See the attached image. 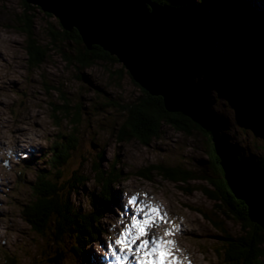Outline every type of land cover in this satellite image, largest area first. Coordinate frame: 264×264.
I'll return each instance as SVG.
<instances>
[{
	"label": "rangeland",
	"instance_id": "374dc122",
	"mask_svg": "<svg viewBox=\"0 0 264 264\" xmlns=\"http://www.w3.org/2000/svg\"><path fill=\"white\" fill-rule=\"evenodd\" d=\"M243 1L253 12L264 14V0ZM229 5L238 15L237 21L222 18L211 7L202 6L204 19L198 18L197 38L205 55L264 97V76L255 62L240 56L233 29L249 27L247 10L235 0H229ZM34 8L35 41L47 56L37 68L27 65L25 38L17 30L23 12L21 0H0V153H13L12 157L0 154V264H131L123 258L115 241L131 225L133 215L137 221L147 219L156 224L146 230L149 234L168 232L173 242H179L180 249L193 254L194 261L190 255H183L177 261L180 264H222L221 250L226 240L245 231L223 212L219 201L203 194L209 190L206 178L211 176L206 162V135L193 129L183 134L163 124L148 146L135 139L118 143L114 134L124 120L118 105L137 99L140 88L125 70L118 72L122 67L118 62H95L86 69L68 63L62 51L70 56L75 47L61 44L58 49L57 43L53 45L47 30L55 32L57 20ZM205 63L199 57L192 66L197 64L198 79L191 75L192 69L189 71V87L196 104L212 122L214 133L235 146L238 157L254 161L263 158L264 145L248 127L240 103L214 83ZM59 91L65 92L71 104H80L84 112L79 126L80 148L62 167L61 180L75 170L88 180L71 194V205L83 213L89 212V194L98 191L92 182L89 158L100 151L106 161H101V166L107 168L114 159L122 173L119 183L112 186L114 203L98 221L99 237L81 247V258L70 251L71 237L65 235L61 241H54L52 227L40 235L31 230L22 216L23 207L32 200L30 184L36 173L48 169L51 144L58 135L71 130L67 117L51 110L53 105L61 104ZM152 165L188 171L191 180L173 183L153 175L148 182L137 176L138 171ZM153 205L160 209H156L157 217L151 220L145 217V211L153 209ZM260 264H264V259Z\"/></svg>",
	"mask_w": 264,
	"mask_h": 264
},
{
	"label": "trees",
	"instance_id": "16d2710c",
	"mask_svg": "<svg viewBox=\"0 0 264 264\" xmlns=\"http://www.w3.org/2000/svg\"><path fill=\"white\" fill-rule=\"evenodd\" d=\"M151 1L159 5L192 7L201 20L204 19L202 6L211 7L222 18L225 17L233 21H237L238 19L234 8L229 5V0H200L199 4L196 3V0ZM21 2L23 12L19 15L17 30L25 38L27 65L32 68H37L47 56L43 48L37 45L33 33L32 20L33 10L35 8L26 4L24 0H21ZM235 2L242 5L244 9L246 8L245 15L249 19V27L243 30L233 26L238 37L239 54L243 60L255 62L258 70L264 76V14L253 12L243 0H235ZM45 15L49 16L48 14ZM57 26L58 29L55 32L51 31V29L47 30L48 38L53 45L55 43L59 45L57 47L58 49L61 48V44L73 45L75 47L70 56L61 50L63 53L62 56L65 57L68 63L74 64L80 69H86L95 62L107 64L117 63L114 57L103 52L97 46H93L90 50H87L83 46L76 30L73 29L67 32L62 30L58 23ZM198 43L203 48L202 42L199 39ZM44 49L47 51L46 47ZM206 56L207 62L205 65L210 77L218 87L229 94L224 89L214 70L228 74L238 82H240L239 79L227 67L216 64L211 57ZM196 67L197 64L195 68H192L191 75H194L198 79ZM123 70L121 67L118 72L122 74L124 72ZM190 88L194 95L192 87ZM256 91L260 95H263L258 90ZM59 92L61 104L58 106L53 105L51 110L53 113H61L64 117H67L71 130L66 135H58L57 140L51 144V156L47 160L48 169H42L36 173L34 181L30 184L32 200L23 207L22 216L31 230L40 235L45 234L52 227L54 241H61V238L65 235L71 237L73 243L70 245V251L74 256L81 258L83 257V248L81 250V247L99 237L100 228L98 227V221L104 218L105 212L114 203L112 186L113 184L119 183L122 178V173L117 169L118 164L114 159L110 161L107 168H103L101 161L102 164L106 161L103 152L100 151L96 157L89 158L92 182L98 187L97 193L91 192L89 194V212L83 213L71 205V194L76 192L78 188L83 187L88 180L80 176L76 170L67 179L61 180L62 167L69 163L74 153L80 148L82 137L79 134V126L81 119L84 117V112L80 104H71L66 98L65 92ZM113 107L117 106L113 105ZM118 107L121 108L124 114V120L114 134L118 143L135 139L140 144L148 146L150 141L158 135L163 124L183 134H189L193 129L201 131L206 135L209 144V150L206 152V162L211 176L206 178L209 190L204 191L203 194L213 200L219 201L222 205L223 212L237 221L245 231L243 235L235 238L229 237L226 240V246L221 250L222 264H260L262 259H264V231L248 220L245 205L243 202L236 200L226 186L218 158L214 156L210 133L184 114L167 113L163 109L160 97L149 96L142 89H140V95L137 99L124 106L118 105ZM198 107L206 117L199 104ZM207 121L212 125L209 119ZM215 134L218 136L217 132ZM218 137L223 143H226L220 136ZM235 154L239 160L254 161L247 160L244 157H238L236 149ZM255 162L262 165L264 163V157L255 160ZM189 173L179 168L152 165L145 168V170L138 171L137 176L148 182L152 181L153 175H157L173 183H182L191 180ZM218 207L220 206L218 205ZM53 259L56 261L57 257Z\"/></svg>",
	"mask_w": 264,
	"mask_h": 264
},
{
	"label": "water",
	"instance_id": "95a60500",
	"mask_svg": "<svg viewBox=\"0 0 264 264\" xmlns=\"http://www.w3.org/2000/svg\"><path fill=\"white\" fill-rule=\"evenodd\" d=\"M24 2L54 17L62 30H76L87 50L97 46L114 57L140 89L161 98L167 113L184 114L207 130L226 186L245 205L249 221L264 230V163L237 159L235 150L214 133L190 91V69L198 57L207 62L197 43L199 17L193 8L151 0ZM214 72L264 145V97L230 75Z\"/></svg>",
	"mask_w": 264,
	"mask_h": 264
},
{
	"label": "snow or ice",
	"instance_id": "6c2138e0",
	"mask_svg": "<svg viewBox=\"0 0 264 264\" xmlns=\"http://www.w3.org/2000/svg\"><path fill=\"white\" fill-rule=\"evenodd\" d=\"M151 212L156 215L157 210L153 208ZM152 226L153 224L149 220L137 221L136 216L133 215L131 225L125 228L115 241L121 255L124 259H127L129 254L134 255L136 264H174V261L169 258L170 253L167 248L171 241H159L157 239L149 241L145 238L147 236L146 230ZM120 258L117 256V259Z\"/></svg>",
	"mask_w": 264,
	"mask_h": 264
},
{
	"label": "bare ground",
	"instance_id": "6f19581e",
	"mask_svg": "<svg viewBox=\"0 0 264 264\" xmlns=\"http://www.w3.org/2000/svg\"><path fill=\"white\" fill-rule=\"evenodd\" d=\"M198 28V27H197ZM197 43H198V38H197ZM198 45L202 48V46L198 43ZM202 50H203V48H202ZM203 52H204V50H203ZM205 53V52H204ZM199 58V57H198ZM195 72V71H194ZM196 73V72H195ZM197 74V73H196ZM232 77V76H231ZM192 79V78H191ZM259 94V93H258ZM260 95V94H259ZM195 98V97H194ZM195 100H197L196 98H195ZM197 105V107H198V104H196ZM224 144H226L228 147H230V148H232L233 150H235L234 149V147L232 146H230L231 144L229 143L228 144V142H226V143H224ZM211 148V147H210ZM215 156V155H214ZM216 157V156H215ZM144 205H145V203H144ZM154 206V208L155 209H160V207L158 208L157 206H155V205H153ZM142 209H145L144 207H143V205H142ZM158 212H159V210H157ZM145 213H146V215H145V217H151V220H154L157 216L155 215L154 217H153V213L151 212V209H146V211H145ZM161 216H163V215H161ZM249 220V219H248ZM156 221V220H155ZM158 223H161V222H158ZM156 225V224H155ZM155 225H153L152 227H154ZM157 226H160V225H157ZM133 231V230H132ZM150 232V231H149ZM149 232H147V238L149 239V238H152V239H157V240H159V241H171V244H168L167 245V248L169 249V253H170V259L171 260H175L174 261V264H180L179 262H177L180 258H181V256H183V255H190V257H191V259L194 261L195 260V258H194V256H193V254H188L185 250L186 249H180L181 247H179V246H181L180 244H179V242L178 243H175V242H173L174 240H173V237L171 236V234L170 233H168L167 232V235H166V233H164L163 231H154L153 233H150L149 234ZM134 248L135 247H133V252H134ZM127 260V262H129V261H131V264H136V261H135V257H134V255H132V254H130V255H128V258L126 259Z\"/></svg>",
	"mask_w": 264,
	"mask_h": 264
},
{
	"label": "clouds",
	"instance_id": "9594fccd",
	"mask_svg": "<svg viewBox=\"0 0 264 264\" xmlns=\"http://www.w3.org/2000/svg\"><path fill=\"white\" fill-rule=\"evenodd\" d=\"M196 3L199 4L200 3V0H196ZM2 155H5L7 157H12L13 153L9 150V151H6V152H3V153H0Z\"/></svg>",
	"mask_w": 264,
	"mask_h": 264
}]
</instances>
